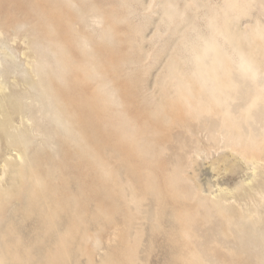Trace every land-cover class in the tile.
<instances>
[{"label": "rangeland", "instance_id": "obj_1", "mask_svg": "<svg viewBox=\"0 0 264 264\" xmlns=\"http://www.w3.org/2000/svg\"><path fill=\"white\" fill-rule=\"evenodd\" d=\"M0 83V264H264V0H0Z\"/></svg>", "mask_w": 264, "mask_h": 264}, {"label": "bare ground", "instance_id": "obj_2", "mask_svg": "<svg viewBox=\"0 0 264 264\" xmlns=\"http://www.w3.org/2000/svg\"><path fill=\"white\" fill-rule=\"evenodd\" d=\"M231 29H232V28H231ZM227 31H228V30H227ZM232 32H233V31H232ZM232 32H230V33H232ZM234 33H235V32H234ZM232 34H233V33H232ZM222 35H223V33H222ZM234 35L237 36V38L240 37L238 34H237V35L234 34ZM240 35H241V34H240ZM249 35H250V34H249ZM227 36H230V34H229V35L227 34ZM250 36H251V35H250ZM250 36H247V37H250ZM210 37H211V36H210ZM244 37H245V36H244ZM247 37H246V38H247ZM204 38H205V37H204ZM229 38H230V37H229ZM233 38H234V37H233ZM235 39H236V38H235ZM241 39H242V38H241ZM248 39L250 40V38H248ZM212 40H213V39H212ZM252 40H253V39H252ZM255 40H256V39H255ZM232 41L234 42L235 40L233 39ZM236 41H238V40H236ZM246 41H247V39H246ZM206 42H207V41H206ZM247 42H248V41H247ZM234 45L236 46V44H234ZM234 45H231V46L233 47ZM252 47H253V46H252ZM252 47H251V49H249V50H252V49H253ZM256 47L258 48V46H256ZM260 47H262V46H260ZM239 48H240V47H239ZM209 49H210V47H209ZM209 49H208V50H209ZM235 49H236V48H235ZM259 49H262V48H259ZM237 50H238V49H237ZM249 50H248V52H249ZM254 50H255V49H254ZM244 52H245V51H244ZM258 52H259V51H258ZM258 52H257V53H258ZM236 53H237V52H236ZM250 53H251V52H250ZM254 53H255V51H254ZM257 53H256V54H257ZM238 54H240V53H238ZM242 54H244V53H242ZM245 54H247V51L245 52ZM262 54H263V53H262ZM202 55H203V54H202ZM204 55H205V54H204ZM207 55H208V54H207ZM219 55H220V54H219ZM247 55H248V54H247ZM247 55L245 56L246 59L248 58ZM248 56H250V54H249ZM261 56H262V55H261ZM204 57H205V56H203V58H204ZM209 57H210V56H209ZM217 57H218V56H217ZM217 57H216V58H217ZM245 57H244V58H245ZM251 57H252V56H251ZM252 58H253V57H252ZM208 59H209V58H206V60H208ZM219 59H220V58H219ZM219 59H218V60H219ZM240 59H241V58H240ZM203 60H205V59H203ZM203 60H201V61H203ZM209 60H210V59H209ZM215 60H216V59H215ZM248 60H249V61H248V63H249L251 59L248 58ZM209 62H210V61H209ZM220 62H221V61H220ZM207 63H208V61H207ZM222 63H223V61H222ZM205 64H206V63H205ZM216 64H217V63H216ZM218 64H219V63H218ZM218 64H217V65H218ZM250 64L252 65V62H250L249 65H250ZM253 64H255V62H254ZM256 64H257V63H256ZM86 65H87V64H86ZM217 65H216V66H217ZM87 66H88V65H87ZM205 66H206V65H205ZM213 66H215V65H213ZM259 66H260V65H259ZM221 67H222V65H221ZM238 67H239V66H238ZM223 68H224V67H223ZM229 68H230V67H229ZM244 68H245V67H244ZM244 68H242V69H244ZM250 68L253 70L252 67H250ZM250 68H248V69L250 70ZM219 69H220V66L218 67L217 70H219ZM233 69H235V70H233ZM242 69H238V70H239V71L241 70L240 72H244L245 69H244V70H242ZM248 69H247V70H248ZM256 69H259V68H256ZM232 70H233V71H236V67H235V68L232 67ZM247 70H245V71L247 72ZM224 71H225V69H224ZM239 71H238V72H239ZM256 71H257V70H256ZM256 71H253V72H256ZM92 72H93V71H92ZM178 72H179V71H178ZM240 72H239V73H240ZM248 72H250V71H248ZM253 72H251V73H253ZM218 73L221 74L220 72H218ZM236 73H237V72H236ZM236 73H234V74H236ZM248 74H249V73H248ZM255 74H256V73H255ZM258 74H259V72H258ZM198 75H199V74H198ZM221 75H222V74H221ZM224 75H227V74L224 73ZM240 75H241V74H240ZM242 75H244V74H242ZM259 75H260V74H259ZM232 76H233V75H232ZM250 76H251V74H250ZM186 77H187V76H186ZM219 77H220V76H219ZM226 77H227V76H226ZM252 77H253V75H252ZM208 78H209V77H208ZM210 78H212V82H214L213 77L210 76ZM234 78H235V77H234ZM248 78H250V77L248 76ZM253 78H254V77H253ZM188 79H189V77H188ZM219 79H220V78H219ZM229 79H230V77H229ZM236 79H237V78H236ZM206 80H207V78H206ZM232 80H233V79H232ZM238 80H241V78H239ZM220 81H221V79H220ZM223 81H225V80H223ZM226 81H227V80H226ZM252 81H254V79H253ZM238 82H239V81H236V83H238ZM40 83H41V82H40ZM106 83H107V82H106ZM217 83L219 84L218 78H217ZM220 83H221V82H220ZM223 83H224V82H222V84H223ZM225 84H226V83H225ZM225 84H224V85H225ZM232 84H234V83H232ZM1 85H2V83H0V92L2 91V88H3ZM242 85H243V84H242ZM242 85H241V86H242ZM255 85H256V84H255ZM257 85H258V84H257ZM257 85H256V86H257ZM46 86H47V85H46ZM190 86H191V85H190ZM238 86H239V83H238ZM238 86H235V88H233V89H234V90H237L236 87H238ZM42 87H43V86H42ZM198 87H199V86H198ZM225 87H226V86H225ZM232 87H233V86H232ZM242 87H244V86H242ZM199 88H200V87H199ZM218 88H219V86H218ZM262 88H263V87H262ZM220 89H221L222 91H223V90H226V89H223V88H220ZM220 89H218V90H219V92L221 93V90H220ZM244 89H246V88H244ZM48 90H49V89H48ZM211 90H212V89H211ZM228 90H230V89H228ZM234 90H233V91H234ZM246 90H247V89H246ZM248 90H249V89H248ZM248 90H247V91H248ZM256 90H257V89H256ZM263 90H264V89H263ZM3 91H4V90H3ZM226 91H227V90H226ZM230 91H231V90H230ZM230 91H229V92H230ZM233 91H232L231 93H233ZM52 92H53V91H52ZM177 92H178V91H177ZM204 92H205V91H204ZM235 92H236V91H235ZM254 92H256L255 89H254ZM259 92H260V91H258L257 95L259 94ZM47 93H48V92H47ZM248 93H249V92H248ZM261 93H262V91H261ZM50 94H52V93H50ZM218 94H219V93H218ZM236 94H237V93H236ZM244 94H245V93H244ZM202 95H203V94H202ZM204 95H205V94H204ZM220 95H222V94H220ZM257 95H256V96H257ZM52 96L55 97V95H52ZM223 96H227V95H226V94H225V95L223 94ZM229 96H230V95H229ZM229 96H227V97H229ZM231 96H232V98H233L234 95L232 94ZM231 96H230V97H231ZM252 96H253V95H252ZM254 96H255V95H254ZM254 96H253V98H254ZM198 97H199V96H198ZM235 97H237V96H235ZM249 97H250V96H249ZM249 97H247V98H249ZM98 98H99V97H98ZM240 98H241V97H240ZM50 99H51V98H50ZM56 99H57V98H56ZM187 99H188V98H187ZM196 99H197V98H196ZM224 99H226V97H225ZM97 100H98V99H97ZM199 100H200V102L203 101V100L201 101V99H199ZM209 100H210V103H209L208 101L205 100V102H208V103H207L208 105L211 104V102H212L211 99H209ZM215 100L217 101V99H214V101H215ZM238 100H240V99L234 100L235 103H236ZM249 100H250V99H249ZM251 100H252V99H251ZM100 101H102V100H100ZM220 101H222V100L220 99ZM228 101H229V99H228ZM228 101H227V102H228ZM234 101H232V102L234 103ZM260 101H261V100H260ZM227 102H226V103H227ZM243 102H244V101H243ZM249 102H251V101H249ZM249 102L246 103V105H248ZM175 103H176V102H175ZM212 103H213V102H212ZM229 103H230V102H229ZM229 103H228V104H229ZM233 103H232V105H233ZM257 103H259V102H257ZM213 104H215V103H213ZM224 104H225V103H224ZM228 104H227V105H228ZM230 104H231V103H230ZM230 104H229V105H230ZM50 105H51V104H50ZM50 105H49V106H50ZM52 105H53V104H52ZM176 105H177V104H176ZM200 105H201V104H200ZM217 105H218V108L220 109V107H219L220 105H219V104H217ZM227 105H226V106H227ZM246 105L244 106V109H245ZM255 105H256V104H255ZM56 106H57V105H56ZM201 106H202V105H201ZM209 106H211V105H209ZM213 106H214V105H213ZM221 106H222V105H221ZM53 107H54V106H53ZM53 107H52V108H53ZM215 107H216V105H215ZM231 107H232V106H231ZM237 107H238V106H237ZM50 108H51V106H50ZM55 108H57V107H55ZM55 108H54V110H56ZM184 108H185V107H184ZM202 108H203V106H202ZM202 108H201V109H202ZM223 108H224V107H223ZM223 108H222V109H223ZM241 108H242V107H241ZM241 108H238V109L240 110ZM197 109H198V108H197ZM209 109H210V108H209ZM213 109H214V108H213ZM213 109L211 108V110H213ZM219 109H218V112L220 113V110H219ZM229 109H230V108H229ZM52 110H53V109H52ZM185 110H186V109H185ZM202 110H203V109H202ZM231 110H232V109H231ZM231 110H230V111H231ZM233 110H234V109H233ZM233 110L231 111L232 113H233ZM256 110H257V109H256V107H255V111H256ZM58 111H60V110H58ZM63 111H66V110H63ZM204 111H205V108H204ZM214 111H215V109H214ZM228 111H229V110H228ZM230 111H229V112H230ZM185 112H186V111H185ZM202 112H203V111H202ZM218 112H217V113H218ZM235 112H236V111H235ZM235 112L233 113L234 115H236ZM242 112H244V111H242ZM242 112H241V113H242ZM249 112L254 114V112H252V111H249ZM232 113H231V114H232ZM203 114H205V112H204ZM221 114H223V110L221 111ZM237 114H239V113H237ZM53 115H54V114H53ZM199 115H200V114H199ZM250 115H251V114H250ZM250 115H249V117H250ZM51 116H52V115H51ZM67 116H68V115H67ZM237 116H238V115H237ZM241 116H244V115L241 114ZM254 116H255V115H254ZM65 117H66V116H65ZM204 117H205V116H204ZM252 117H253V115H252ZM57 118H58V117H57ZM227 118H229V117H227ZM247 118H248V116H247ZM230 119H231V118H230ZM244 119H245V118L242 117V120H244ZM252 119H253V118H252ZM248 120H249V119H248ZM253 120H254V119H253ZM230 121L232 122V119H231ZM230 121H229V122H230ZM246 122H247V119H246ZM233 123H234V122H233ZM242 123H244V122H241V124H242ZM238 124H239V126H240V128H241V125H240L239 122H238ZM57 125H58V124H57ZM69 125H70V123H69ZM232 126H234V125H232ZM244 126H245V125H244ZM249 126H250V125H249ZM61 127H62V126H61ZM217 127H218V126H217ZM217 127H216V128H217ZM224 127H227V126H225V124H224ZM229 127H231V126H229ZM231 128H232V127H231ZM221 129H223V128H221ZM224 129H225V128H224ZM245 129H248V128L246 127ZM225 130H226V129H225ZM239 131H240V130H238V134H239ZM250 131H251V130H250ZM221 132H223V131H221ZM232 132H233V131H231V133H232ZM241 132H244V128H242ZM245 132H246V131H245ZM225 133H228V132H225ZM234 133H235V132H233L232 134L235 135ZM238 134H237V135H238ZM254 134H255V133H254ZM242 135L245 136V134H242ZM246 135H247V134H246ZM255 135H256V134H255ZM16 136H18V135H16ZM240 136H241V135H240ZM240 136H239V137H240ZM19 137H20V136H19ZM245 137H246V136H245ZM250 137L253 138V137H260V136H251V135H250ZM261 137H262V136H261ZM261 137L259 138L260 140H261ZM242 138H244V137H241V139H240V138H238V139H240V140H244V139H242ZM252 138H250V139H252ZM238 139H237V140H238ZM259 139H258V140H259ZM229 140H230V139H229ZM252 140H254V139H252ZM252 140H251V142H252ZM255 140H257V139H255ZM118 141H119V140H118ZM128 142H129V141H128ZM241 142H242V141H241ZM252 143H253V142H252ZM256 143H257V142H256ZM260 143H261V142H260ZM235 144H236V143H234L233 145H235ZM241 144H242V143H241ZM244 144H245V143H244ZM249 144H251V143H249ZM115 145H116V144H115ZM247 145H248V144H247ZM255 145H256V144H255ZM251 146H252V144H251ZM248 147H249V145H248ZM249 148H251V147H249ZM256 149H258V147H257ZM20 151H21V150H20ZM253 151H254V150H253ZM256 152H257V151H256ZM233 153H234V152H233ZM17 155H19V153H18ZM235 155H237V154H235ZM18 157H19V156H18ZM18 157H17V158H18ZM238 157H239V156H238ZM20 158H21V156H20ZM28 163H29V162H28ZM179 169H181V168H179ZM207 169H208V168H207ZM175 171H176V170H175ZM42 189H43V188H42ZM132 190H133V189H132ZM24 191H25V190H24ZM189 191H190V190H189ZM117 192H118V191H117ZM114 194H115V193H114ZM188 194H189V193H188ZM192 194H193V193H192ZM115 195H116V194H115ZM117 195H118V194H117ZM119 195H120V192H119ZM121 195H122V193H121ZM133 195H134V194H133ZM119 197H120V196H119ZM117 199H118V198H117ZM131 199H133V198H131ZM134 199H135V198H134ZM227 199H228V198H227ZM218 200H219V199H218ZM219 201H220V200H219ZM127 202H128V201H127ZM131 202H132V201H131ZM180 202H181V201H180ZM223 202H224V201H223ZM225 202H227V201H225ZM225 202H224V203H225ZM122 203H124V202H122ZM218 203H220V202H218ZM224 203H223V204H224ZM118 204H119V203H118ZM200 204H201V203H200ZM213 204H214V203H213ZM216 204H217V202H216ZM226 204H227V203H226ZM195 205H196V204H195ZM151 206H152V205H151ZM214 206H216V205H214ZM203 207H205V206H203ZM222 207L224 208V206H222ZM216 208H217V207H216ZM219 208H220V206H219ZM223 208H222V209H223ZM226 208H228V207H226ZM142 210H143V209H142ZM145 210H146V212H147V209H145ZM150 210H151V209H150ZM206 210H207V209H206ZM206 210H205V211H206ZM229 210H231V209H229ZM229 210H227V211H229ZM148 211H149V210H148ZM150 212H151V211H150ZM207 212H208V211H207ZM221 212H222V211H221ZM233 213H234V212H233ZM242 214H244V213H242ZM127 215H128V214H127ZM247 216H248V215H247ZM247 216H246V217H247ZM188 217H189V216H188ZM149 218H150V216H149ZM150 219H151V218H150ZM130 220H131V219H130ZM133 220H134V219H133ZM151 220H152V219H151ZM242 220H244V219H242ZM244 221H245V220H244ZM131 223H132V222H131ZM133 224H134V223H133ZM255 224H256V223H255ZM155 226H156V225H155ZM175 230H176V229H175ZM180 230H181V229H180ZM253 230H254V228H253ZM255 231H257V230H255ZM179 232H180V231H179ZM173 233H176V232H173ZM181 233H182V232H181ZM248 234H249V233H248ZM250 234H251V233H250ZM239 235H240V234H239ZM239 235H238V236H239ZM261 235H262V234H261ZM238 236H237V237H238ZM240 237H241V236H240ZM245 237H247V236L245 235ZM245 237H244V238H245ZM256 237L258 238V236H256ZM254 238H255V237H254ZM259 239H260V238H259ZM257 240H258V239H257ZM257 240H256V241H257ZM259 241H260V240H259ZM263 241H264V238H263ZM254 242H255V241H254ZM252 243H253V242H252ZM258 243H259V242H258ZM248 244H249V243H248ZM259 244H260V243H259ZM263 244H264V242H263ZM263 244H262V245H263ZM260 245H261V244H260ZM260 245H259V246H260ZM245 246H246V243H245ZM2 249H3V248H2ZM191 249H192V248H191ZM3 250H4V249H3ZM185 250H186V249H185ZM186 251H187V250H186ZM184 253H185V252H184ZM190 253H192V252H190ZM193 253H194V252H193ZM263 255H264V254H263ZM188 257L190 258V255H189ZM261 257H262V256H261ZM261 257H260V259H258V260H261ZM263 257H264V256H263ZM191 258H193V257H191ZM258 258H259V257H258ZM205 260H206V259H205ZM262 260H263V259H262ZM263 261H264V260H263ZM199 262H200V260H199ZM208 262H209V261H207V263H208ZM256 262H257V261H256ZM188 263H189V261H188ZM257 263H258V262H257ZM260 263H261V262H260ZM263 263H264V262H263ZM261 264H262V263H261Z\"/></svg>", "mask_w": 264, "mask_h": 264}]
</instances>
